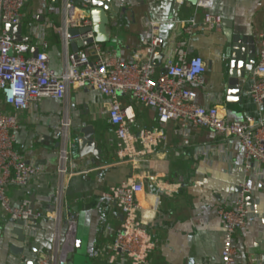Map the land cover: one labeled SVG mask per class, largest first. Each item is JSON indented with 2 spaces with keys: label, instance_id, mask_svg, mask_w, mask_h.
I'll use <instances>...</instances> for the list:
<instances>
[{
  "label": "crops",
  "instance_id": "1",
  "mask_svg": "<svg viewBox=\"0 0 264 264\" xmlns=\"http://www.w3.org/2000/svg\"><path fill=\"white\" fill-rule=\"evenodd\" d=\"M115 1L121 9H127L118 18L106 19L92 7L81 10L76 18H88L91 25L93 17L99 24L108 21L103 36L109 41L100 45L110 57L134 62L144 40L150 36L149 22H160V35L165 40L158 52L163 57L155 63V74L160 75L166 60L175 57L178 42L185 38L182 22L195 18L198 27L189 51L192 56L202 57L207 65L204 84L197 88V103L218 107L228 121L264 120V104L258 106L250 96L252 79L243 89L241 104L227 102L226 37L223 28L205 26L207 14L232 21L234 34L253 42L257 56L264 32V0H213L209 10L189 1L183 5L176 0ZM65 6L66 0H30L21 12L23 37L30 36L32 40L30 55L37 51L46 53L59 75L66 70L68 55L73 54L62 37L68 22ZM93 46H85L80 52L94 59ZM110 102L99 91L71 88L65 100L46 99L37 110L18 115L15 149L25 162L39 166L43 174L26 188L9 189L8 195L14 206L30 199L37 211L62 216L39 222L32 232L31 241L41 247L37 264L54 251L61 257L64 243L72 248L65 253H72L73 264H130L124 257L111 263L115 241L111 231L120 229L124 221L111 196L130 181L143 185L138 196L142 207L140 222L156 242L149 256L150 264H223L225 224L219 211L246 189L247 204L256 222L235 235L236 264H264V167L254 164L251 171H246L242 143L193 126L183 128L170 123L162 127L155 110L123 97V102L132 105L135 113L132 134L157 130L165 137L156 145L136 142V151L141 155L134 162H122L115 129L109 121ZM0 111L12 113L13 109L2 106ZM65 119L70 123L68 134L73 144L83 127L92 126L103 152L101 161H82L78 165L74 163L78 160V149L72 150L74 164L69 171H89L70 178L56 173L59 165L56 151L62 142ZM71 214L77 216L74 244L68 240L67 232ZM14 229V222L0 212V264L25 261L24 257L15 259L10 252V246H22L13 234ZM78 241H81L79 249Z\"/></svg>",
  "mask_w": 264,
  "mask_h": 264
},
{
  "label": "built area",
  "instance_id": "2",
  "mask_svg": "<svg viewBox=\"0 0 264 264\" xmlns=\"http://www.w3.org/2000/svg\"><path fill=\"white\" fill-rule=\"evenodd\" d=\"M30 0H0V108L7 106L13 112L0 111V212L12 222L23 221L24 231L32 235L36 225L47 219H61L52 213L37 211L30 199L14 206L8 191L11 188H26L43 174L39 166L28 164L15 149L16 132L19 129L18 115L31 109L37 110L46 99L65 100L71 88H90L110 99L109 121L118 139V157L122 162H134L141 153L135 148L136 142L156 145L160 138L157 130H142L132 134L135 113L132 105H126L123 97L140 102L155 110L160 126L178 123L183 128L193 126L207 129L224 138L238 139L246 152V171L254 164L264 167V120L248 118L243 121H228L218 107H203L197 103V88L204 84L207 73L205 60L192 56L189 45L198 27L197 20L185 22V38L177 44L175 57L165 62L163 73L155 74V55L165 45L160 35V22H149L150 36L144 40L142 51L135 55L134 62L112 58L102 45L95 43L92 51L94 59L86 53L68 55L67 67L58 74L51 67L50 59L44 52L30 55L32 40L23 37L21 43L5 31L7 25H19L21 12ZM185 4L188 0H176ZM199 8L212 9L213 0H198ZM67 26L88 27V18H78L81 10L91 7V0H66ZM205 26L222 29L220 17L207 14ZM89 38H92L93 35ZM94 38V37H93ZM261 49L252 70L250 96L258 105L264 104V32L260 36ZM62 143L56 154L59 159L57 175L73 177L89 171H69L72 167L73 142L68 134V119L62 122ZM264 172V171H263ZM143 192L140 181L124 184L112 193L113 202L120 208L124 221L120 229L113 230L115 241L111 247V263L117 257H124L130 264H150L149 256L156 242L140 222L141 204L138 196ZM248 190L225 203L219 214L225 224L221 258L223 264H236L234 238L239 230L255 224L256 216L247 204ZM62 196V192L59 193ZM76 214L69 215L67 221L68 240L74 244ZM64 243V242H63ZM65 245L60 257L58 251L45 255L38 264H63Z\"/></svg>",
  "mask_w": 264,
  "mask_h": 264
},
{
  "label": "water",
  "instance_id": "3",
  "mask_svg": "<svg viewBox=\"0 0 264 264\" xmlns=\"http://www.w3.org/2000/svg\"><path fill=\"white\" fill-rule=\"evenodd\" d=\"M193 5H197L198 0H188ZM91 7L98 11L101 16L109 18H118L121 12L126 13L127 9H121L115 0H91ZM105 23L99 24L96 18H92V25L88 27L64 26L63 39L70 44L73 54L80 52L85 46L95 43L103 44L109 40L103 36L106 31ZM108 22V21H107ZM223 34L226 37L227 48L224 55V65L228 73L227 81V102L231 104H241L243 101V89L251 77L252 70L256 63V48L254 43L249 42L247 37L234 34L233 22L230 20H222ZM7 34L11 35L15 42L21 43L23 40V25H7L5 27ZM95 35V38H89L88 35ZM39 51L35 53L37 56ZM162 54L155 55L153 65L156 60L162 58ZM60 142L58 146H61ZM78 149V160L74 163L81 165L82 161H90L95 163L101 161L103 152L95 140V130L92 126H85L80 130V136L73 144L72 150ZM15 229L13 234L17 237V241L22 246H10V252L16 259L24 257L25 261L18 264H37L36 257L41 252L40 244L32 242V236H28L24 231L25 223L23 221L14 222ZM81 246V241L77 242V248ZM32 254V255H31ZM63 264H73L74 258L69 253L64 259Z\"/></svg>",
  "mask_w": 264,
  "mask_h": 264
},
{
  "label": "bare ground",
  "instance_id": "4",
  "mask_svg": "<svg viewBox=\"0 0 264 264\" xmlns=\"http://www.w3.org/2000/svg\"><path fill=\"white\" fill-rule=\"evenodd\" d=\"M164 137H165V135H164L163 133H161V134H160V138L162 139V138H164ZM141 209H142V207H141ZM145 229H146V232H147V233H150L146 227H145Z\"/></svg>",
  "mask_w": 264,
  "mask_h": 264
}]
</instances>
